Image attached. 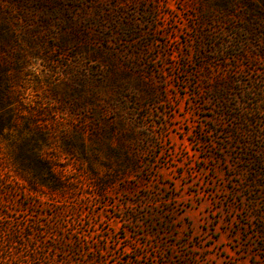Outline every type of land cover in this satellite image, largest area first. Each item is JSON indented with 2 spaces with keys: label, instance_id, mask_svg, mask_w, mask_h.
<instances>
[{
  "label": "rangeland",
  "instance_id": "rangeland-1",
  "mask_svg": "<svg viewBox=\"0 0 264 264\" xmlns=\"http://www.w3.org/2000/svg\"><path fill=\"white\" fill-rule=\"evenodd\" d=\"M0 264H264V0H0Z\"/></svg>",
  "mask_w": 264,
  "mask_h": 264
}]
</instances>
